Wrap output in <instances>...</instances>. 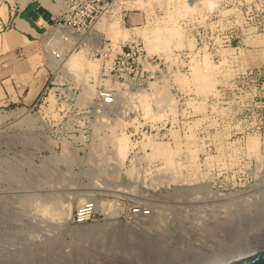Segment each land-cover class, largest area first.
Returning <instances> with one entry per match:
<instances>
[{
  "label": "rangeland",
  "instance_id": "obj_1",
  "mask_svg": "<svg viewBox=\"0 0 264 264\" xmlns=\"http://www.w3.org/2000/svg\"><path fill=\"white\" fill-rule=\"evenodd\" d=\"M239 2L245 3L243 13L236 10ZM191 3L192 6H187L184 1L182 5L184 12L180 13L178 22L175 21L178 14L166 13L160 14L155 24H148L142 28H133L130 25L124 27L123 23L117 22L119 28L126 32L124 37L122 35L115 37L108 32L106 26L100 28L99 25L106 21L100 22L97 30L103 33H95L94 46L84 45L82 48L72 49L59 63L64 66V70L57 69L55 67L57 61H50L46 54L44 44L49 42V24H44L40 35L37 33L39 36L37 40L49 77L36 101L31 106H26L27 109H31L36 104L35 109L30 111L36 125L31 129L28 122L16 117H11L0 125V161L7 158L10 165L9 169L4 168L5 166L3 167L5 170L0 169V245L12 243L22 247L26 243L25 239L30 237L28 240L35 246L51 247L52 250L68 249L69 254L78 257L84 256L86 251L87 254L89 252L107 258L127 260L129 258L127 253L124 252L123 255L120 251L119 253L110 251L102 237L88 234L85 230L94 223L111 219L132 225L134 221H138L137 217L143 214V208L152 205L151 213L142 216L151 218L160 214L159 216L168 223L164 225L165 227L168 225V231L171 233L169 242L172 247H180L182 244L183 248H188L192 246L193 240L189 232L184 234L185 231L180 230L182 209L179 204L183 200L186 201V197L192 194L194 196L195 192L189 191L186 194L185 191L182 192L183 189L203 188L201 189L203 194L198 193L197 198L195 196V199L191 198L195 205L190 201L194 207L185 209V213L196 215L198 230L215 224L211 229L215 228L214 231L219 232L222 227L216 225L215 220L201 222L198 217L201 211V215L204 216L209 212L212 215H221L222 212H219L220 208L215 203L220 197L216 195L229 197L238 192L251 193L264 181V130L259 129L251 113L231 125L220 121L221 128L216 130L207 101L216 86L215 67L213 70L215 77L211 78L214 88L210 93H204L194 84L196 65L204 60L201 62L184 56L204 53L214 63L208 54L232 52L243 55L245 64L259 65L264 70V30L260 36L251 34L253 31H260L255 29L256 25L264 28V0H192ZM220 5H225L229 13L236 12L238 21L246 20L249 23L248 34L242 36L244 39L248 38L246 44H236L234 50L223 49L220 45L196 44L194 35L199 25L219 19L212 11ZM58 11L57 7L55 14ZM129 12L132 16L131 22L141 21L140 14ZM109 22L112 23L114 20ZM160 25L163 27L176 25L184 41L180 43V37L170 35L171 43L158 44L154 49H149L148 41L139 30ZM135 37H140L144 42L147 54L166 59L168 63L174 53H180V68L187 69L192 66L191 74L186 75L183 70L170 80L167 76L163 81L150 82L148 74L142 70L143 61L138 62L134 74L125 76L127 72L125 69L124 72L113 71L109 74L105 68L111 66V57L101 59L95 56L96 48L99 45L101 48L107 45V49L119 51ZM73 55H81L83 58L84 64L79 66V69L78 67L72 69L69 66L70 57ZM155 85L163 86L162 91L156 93ZM172 86H175V90ZM105 88L116 93L117 99L112 104L102 107L98 96ZM42 95L46 102L41 99ZM168 98L172 105L167 108L165 102ZM21 107L23 106H13L5 112ZM199 107L204 110L200 111ZM161 124L172 132L174 142L168 144L170 149L165 160L162 159L165 167L168 159L172 161V165L166 167L169 181L166 187L160 190L147 188L144 183L146 176L144 171L139 173L141 182L138 187L123 184L122 180L127 182L126 170L129 168L131 158L130 148L126 157H119L110 140L116 134H123L127 136L130 145V136H133L142 141L139 143L140 146L146 148L153 142L150 143L147 139L143 141V133L157 129ZM225 132H230L232 137L224 139ZM250 138L256 139L258 143L256 147L258 155L249 147ZM209 145L213 146L212 151L208 150ZM154 155V159L160 158ZM146 157L144 153H140L139 161L143 163L149 159ZM31 160L34 163L30 162ZM32 164L35 166H31ZM128 172L132 174L135 169ZM110 176V180L116 178L120 183L104 188L95 186L98 182L105 183ZM92 180L97 181L94 186L89 185ZM40 186L41 192L38 191ZM34 190L37 193H32ZM180 193H184L182 195L184 198H181ZM76 196L82 200L79 204L72 203L73 207L68 209L67 205L71 204L69 199L72 200L73 197L75 199ZM209 200L214 205L210 204ZM89 201H94L97 205L98 214L95 219L83 225L74 223L73 215L76 209ZM207 204H210V207ZM200 205L201 208L198 207ZM135 206H139L141 211L132 213L131 210ZM107 211H110V216ZM226 212L227 210L224 214ZM8 256L15 257L19 254L16 252L4 255L6 258H9ZM134 262L138 261L135 259Z\"/></svg>",
  "mask_w": 264,
  "mask_h": 264
},
{
  "label": "built area",
  "instance_id": "obj_2",
  "mask_svg": "<svg viewBox=\"0 0 264 264\" xmlns=\"http://www.w3.org/2000/svg\"><path fill=\"white\" fill-rule=\"evenodd\" d=\"M55 3H61L62 7L59 13L54 14L50 10L44 8L51 14V22H48L43 17H31L32 22L40 28V31L45 27L44 24H49L53 29H62L59 32V46L50 45L49 42L44 44L45 51L50 61H62L67 53L72 49L82 48L86 46H94L96 37L95 33L99 32L97 26L100 22L110 20L123 23L133 28H142L148 24L153 25L159 20L160 14H178L175 19L180 21V13L184 12L182 5L185 1L187 6L191 5L192 0H51ZM194 1V0H193ZM20 9L26 10L33 3L41 6L40 1H34L22 8L20 0H17ZM181 3V5H180ZM245 3H238L237 12H244ZM229 10V9H228ZM225 5L216 7L212 12L215 13V19L207 23H201L196 31V44H211L220 45L225 48L234 50L235 45L246 44L242 36L248 34L247 21H238L236 12L229 13ZM35 9H33V12ZM129 11H134V14H140L141 21L131 22V14ZM179 16V17H178ZM198 19V18H196ZM196 19L194 21H196ZM109 20V21H107ZM258 31H253L254 36L262 35L264 28L260 25L255 27ZM40 31H38L40 33ZM99 33H103L102 31ZM39 37V36H38ZM37 37V38H38ZM50 40V38H49ZM57 43V44H58ZM63 45V48H61ZM99 45L95 56L106 57L110 56L112 64L106 67L105 70L111 74L113 71L125 72L126 75L134 74L137 71L138 62L143 61L142 70L148 74V79L152 81H163L169 76V80L180 74V71H185L186 75L191 74L192 66H187V69L180 68V53H174L170 63L166 59L150 56L146 53L144 42L140 37H135L129 40L127 44L122 46L119 51L107 49ZM214 62L216 86L212 94L207 98L210 115L216 125V130H220V121L227 122L228 125L236 123L240 118L253 114L256 124L259 129L264 130V70L261 66H251L245 64L243 55H237L232 52H215L208 54ZM194 60H205L206 54L196 53L193 56L190 54L184 55ZM195 63V61H193ZM123 65L124 68H123ZM128 65V66H127ZM49 66V64H48ZM50 67V66H49ZM125 69V70H124ZM124 75V73L122 74ZM171 82V81H170ZM174 84V83H173ZM49 86H47V89ZM175 90V86H172ZM41 99L46 102L42 95ZM101 106L109 105L117 99L116 93L109 89H104L98 96ZM26 107V106H25ZM35 106L31 107L30 111L34 110ZM27 108V107H26ZM167 124V123H166ZM226 126V125H225ZM224 139H230V132L223 134ZM148 140L150 143H168L173 144L172 132L161 124L157 129H152L150 132L143 133L142 140ZM139 141L135 137L130 136V160L128 170L135 169V172L130 174L126 170V181L122 180L123 184L135 185L136 188L140 185L139 173L144 171L145 186L149 189L160 190L165 188L168 181L166 167L162 158H153V150L150 145L140 146ZM149 143V144H150ZM150 150V152H148ZM208 150L212 151L213 146L209 145ZM140 153H144L149 159L143 163L139 160ZM155 156V155H154ZM146 157V158H147ZM107 185L119 184V180L112 178ZM118 181V182H116ZM95 180L89 182V185L94 186ZM100 184V182H98ZM119 204V203H118ZM135 213L141 211L139 206L132 208ZM153 210L152 205L143 208V214H150ZM98 214L97 205L94 201L86 202L80 205L74 215L73 222L76 224H85L93 221Z\"/></svg>",
  "mask_w": 264,
  "mask_h": 264
},
{
  "label": "bare ground",
  "instance_id": "obj_3",
  "mask_svg": "<svg viewBox=\"0 0 264 264\" xmlns=\"http://www.w3.org/2000/svg\"><path fill=\"white\" fill-rule=\"evenodd\" d=\"M34 1H38V0H24L23 5L24 7H26L27 4L34 2ZM39 1L41 3V7L50 10L54 14H55L57 7L59 10L58 13L61 10L62 4L60 2L55 3V2H52L51 0H39ZM190 4H193V3H190ZM103 26H106L109 30L108 32H110L115 37L121 36V35L123 37L126 36V32L124 31V29L121 30L119 28V25L117 24V22L115 23L106 22V23H101L99 25L100 28H104ZM175 26L176 25H174L173 27L171 26L163 27L160 25L157 27L155 26L154 28L152 27L151 29H147L148 28L147 27V28L142 29V31H140L141 30L140 29L139 32L148 41L147 43H148L149 49L150 48L154 49L156 46H158V44L171 43L170 35H174V36L176 35V37H180V43L184 41V39L181 38V32H179L177 30V27ZM48 30H49V38H50L49 44L50 45L56 44L55 46L60 47V44L57 41H59V32L63 30L53 29L50 26ZM189 43H191V40ZM62 48H63V45H62ZM53 60L56 61L55 59ZM83 62L84 61L81 55H76V56L73 55L70 57L69 66L72 69H74L75 67H78L77 69H79V66H82V64H84ZM59 63L60 61L57 60V62L55 63V67L57 69L64 70L63 68L64 66L60 65ZM213 70H214L213 63L207 57L202 63H200L199 65L198 64L196 65L195 73H194L195 74L194 84L198 86L199 91H204V93H210L213 90L214 83L211 80L213 76ZM158 85H155L156 93L161 92L163 88V86L160 87ZM165 104L168 108V107H171L172 102H170L168 98ZM198 105H201V104H198ZM200 107L198 108L200 109V111L204 110L203 108H200ZM196 109H197V105H196ZM11 117H16L17 119L18 118L23 119L24 121L28 122L27 124L29 125L31 129L36 125L35 120L30 115V109H27L26 107L24 108L21 107L17 110H12L11 112H5V111L0 110V125H2L7 119ZM17 129L18 128H16L15 130ZM19 131H21L20 128H19ZM110 138H111V135H110ZM110 141L112 142L113 144L112 146L114 147L119 157L120 156L126 157V154L128 153V150L130 148L127 136L123 134H120V135L116 134L113 136V138ZM20 145H22V143ZM257 145L258 143L256 139L250 138L249 147L251 151L256 152V154L258 152L256 149ZM150 146L156 156L165 160V156L170 149V145H168V143L158 142V143L150 144ZM94 150H96V148ZM257 155H256V158H258ZM6 159L7 158H4L2 161H0V166H1L0 169L2 170H5L3 169L4 166H5L4 168L6 169L8 168V165H9L8 159L7 160ZM167 161H168V164H166V167L169 168L170 165H172L171 163L172 161H170L169 159ZM30 162H33V161L31 160ZM31 166H35V165L32 164ZM6 178L8 180V175ZM110 179H111V176L108 178V181H106L105 183H100V184L95 183L96 184L95 186L100 187V188H104L106 186H115V185H107L108 182L109 183L111 182ZM39 189L41 190V186L40 188H38V191H40ZM201 189L203 188H197L194 190L183 189L182 192L185 191L186 194L189 191L190 193L195 192L194 196L197 198L196 195L198 193L203 194ZM205 190L206 188L204 189V191ZM32 193L35 194L37 193V191L35 192L34 190ZM183 194L180 193L181 198H184L182 196ZM194 196L193 194L190 197L188 196V198L185 196L186 201L183 200L184 202L182 201L183 203L181 202L179 204L180 208L182 209V211L180 210V230L182 229V231H185L184 234L186 232H189L193 240L192 246L190 245V247L188 248H185V247L183 248L182 244H180V247L179 246L172 247L171 242H169V237L171 233L168 231V228H167L168 225L167 227H165V225L168 223H166L163 220V218L159 216L160 214L156 216L154 215L151 218L142 216L146 214H141L138 217L136 216L139 219L138 221H134L132 225H127L120 221H115L111 219V220H105L100 223H94L93 225L88 226L86 230L85 228H83V230L87 231L88 234L97 235V236L102 237L104 239V243L106 242V245L109 247L110 251L112 250L113 252H118V253L120 251L122 252L120 254H123V255L127 253V256L130 258V260L129 258L128 259L126 258L127 260L107 258V256L103 257L100 254H93V253L89 254V252L87 254L85 250L84 251L86 253L84 252V256L78 257L77 255L69 254L68 249L52 250L50 249L51 247L44 246L45 247L44 248L42 247V245L35 246L32 244V242L28 240L30 239V237H27L25 239L26 243L22 247H18L12 243L8 245H0V264H231L233 262L239 261L241 259L250 257L252 255H255L259 252L264 251V181L260 183L258 186H256V189L252 191L251 193H242V192L239 193L238 192L229 197H224V196L221 197L220 194L219 196L216 195V197L218 198L220 197L219 198L220 200L217 198L216 199L214 198L215 200H219L218 202L217 201L215 202L218 205V208H220L219 212L220 213L222 212V214H224V211L227 210V212L224 215L222 214L212 215L209 212L208 215L204 216L202 214L203 215L202 216L201 215L202 211L200 210L201 213L198 217L200 218L201 222H205L208 220L210 221L215 220L216 225H219L220 227H222V229L219 232H215L214 231L215 228L211 229L212 227H215V224L212 227L204 226L203 229L199 228L198 230V227L196 226L197 224L196 215L195 214L187 215L185 213V209L188 210V208L193 206L194 203L191 201V198L192 197L194 198ZM80 200H82L81 197H77L75 199L73 197L72 200L69 199V201L71 202L68 201L71 204L67 205L68 203L67 202L65 205H67L68 209H70L73 207L72 203L79 204ZM190 201L193 204H191ZM208 202L214 205L213 203L210 202V200ZM210 204H207V206L210 207ZM198 207L201 208V205ZM202 209L204 208L202 207ZM131 211L132 213L134 212V210H131ZM212 212L215 213L214 211ZM107 213H108V216H110L111 214L110 211L109 212L107 211ZM210 217H212V219ZM79 225H83V224H79ZM10 237L13 238L15 236H10ZM105 239L107 241H105ZM16 252H18L19 256H15V257L8 256L9 258H6L7 256L4 257V255H10ZM19 252H21V254ZM135 259L138 262L140 261V263L134 262Z\"/></svg>",
  "mask_w": 264,
  "mask_h": 264
},
{
  "label": "crops",
  "instance_id": "obj_4",
  "mask_svg": "<svg viewBox=\"0 0 264 264\" xmlns=\"http://www.w3.org/2000/svg\"><path fill=\"white\" fill-rule=\"evenodd\" d=\"M32 12L20 9L17 0H0L1 111L31 106L49 77L37 40L40 28L32 22Z\"/></svg>",
  "mask_w": 264,
  "mask_h": 264
},
{
  "label": "water",
  "instance_id": "obj_5",
  "mask_svg": "<svg viewBox=\"0 0 264 264\" xmlns=\"http://www.w3.org/2000/svg\"><path fill=\"white\" fill-rule=\"evenodd\" d=\"M30 10L35 9L34 12H32V17L39 18L40 16L43 17L48 22H51V14L47 10H45L43 7L38 6L37 3H33L30 8ZM231 264H264V251L259 252L255 255H252L250 257L241 259L239 261L233 262Z\"/></svg>",
  "mask_w": 264,
  "mask_h": 264
}]
</instances>
